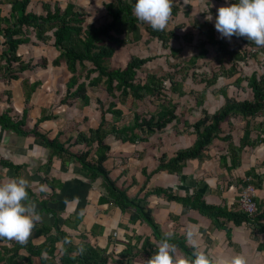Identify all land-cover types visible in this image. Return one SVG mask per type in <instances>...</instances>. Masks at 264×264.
I'll return each instance as SVG.
<instances>
[{
  "label": "crops",
  "instance_id": "crops-1",
  "mask_svg": "<svg viewBox=\"0 0 264 264\" xmlns=\"http://www.w3.org/2000/svg\"><path fill=\"white\" fill-rule=\"evenodd\" d=\"M184 2L186 9L192 11L200 5L206 6L204 7L206 10L203 11L205 18H201L204 22H195L201 32L206 22L215 30L217 9L230 6L236 0H191V2L184 0ZM112 3L113 0H82L80 6L77 0L76 2L31 0L28 13L43 15V4H48L52 8L59 7L61 10H64L68 4L79 5L87 13L90 4L106 6ZM12 4L13 0H0L2 19L10 18ZM105 6L101 12H94L91 16L88 13L86 26H98L100 21L108 17ZM209 14L212 16L211 21L206 19ZM196 19L198 20V17ZM47 36L49 41L46 44L39 43L35 34L28 36L29 44L21 46L18 51V56L26 63L36 64L38 60L46 59V67L38 66L17 72L18 79L10 83L0 80V118L10 112L6 115V119L12 124L24 121L21 130L26 132L23 134L19 130L8 128L5 123H0V184L7 182L9 178L27 179L30 182L27 189L29 199L36 204L43 218L36 223L30 237L32 245L37 250H42L41 254L36 256L23 252L22 256L30 259L32 264H66L68 261L79 259L89 250H99L110 257L109 264H145V261L155 254L159 241L156 240L153 230L145 223H132V214L123 213V210L116 205L104 179L99 178L95 181L89 179L73 157L67 156L61 150L50 148L32 132L38 125V131L42 136L48 141L55 139L57 146L62 145V149L67 153L75 155L89 150V158L95 159L99 144L93 143L88 147L84 142L76 143L77 135L82 133L88 136L90 130H98L105 123L108 133L106 142L112 148L106 162L111 178L129 198L146 199L162 239H182L189 248L204 252L214 262L228 260L239 254L246 257L247 264H264V221L261 222L260 230L257 232H253V227L247 225L237 227L233 223L226 224V229H219L211 220L198 212L187 211L181 204L170 202L164 196L151 194L145 197L147 192L155 188L172 191L181 198L203 192L208 204L221 205L233 210L238 208L243 185L239 180L253 176L256 188L258 184L260 185L257 188L256 202L264 213L263 145L259 143L255 147H245L238 159L239 167H232L229 155L231 145L236 147L241 145L248 120L233 118L231 122L222 124V133L209 146L205 157L187 161L180 175L168 171L152 174L160 165L163 156H167L168 159L174 158L179 151L195 143L196 136L192 134V127L189 125L198 121L204 111L209 114L216 113L225 105L227 96L237 102L254 98L249 80L257 75V56L253 55L254 61L249 57L243 62V69L239 71H243L247 77L240 85L236 84V76H234L222 78L221 87L217 86L221 79L209 89L196 87L201 91L200 93H204L202 104H199L201 98L182 100L180 97L182 90L181 93L175 94L176 100H180L176 112L177 119L165 130L151 135L147 141L130 143L123 142L112 134L113 127L130 126L141 112H153L152 114L158 112L160 103L154 99H151L152 102L150 100L146 102L145 99L142 105L132 109L130 108L132 99H127L125 104L119 103L118 98L111 96L106 85H102L99 89L87 90V95L90 97L87 106L80 99L62 103L71 74L66 68L64 58H60V54L54 48L52 33H48ZM141 36L144 40L147 39L145 44L151 49L156 50L157 46H162L150 37L147 38L148 32L145 36L141 32ZM185 38L189 40V37L185 36ZM132 39L131 37L130 40ZM216 40L226 43L230 54L248 50L250 52L254 50V53L257 49V46L249 49L242 39L223 40L216 37ZM194 42L197 46L196 40ZM4 43V38L0 37V56L5 50ZM183 49L186 50L185 47ZM186 51L194 52L191 49ZM124 54L125 52L120 54V61L117 62L122 68L131 60V56ZM195 56L198 54L192 55ZM228 56L230 55H217V50L214 48L211 58L219 63V58L227 61ZM58 58L60 65L52 66V61ZM4 65L5 61H1L0 66ZM224 68L230 70L231 67L224 64ZM13 70L19 71L18 66L15 65ZM78 70L84 77L86 72ZM195 72L200 80L203 76H209L197 70ZM0 73H4V69L0 70ZM233 79L234 82L231 81ZM186 82L182 83L190 85L197 81L191 78L190 83ZM27 98H29L28 104ZM116 102L119 103L118 109L123 112L117 124L113 113L108 112L105 117L103 115V112H107L112 104H117ZM146 106L148 110H145ZM125 107L128 108V112ZM45 115H52L54 119L38 124L39 119ZM249 121L251 137L264 138V134H260L259 126V122L264 121V117L259 116ZM139 133L137 131L138 135ZM227 136L231 138L227 140ZM225 156L226 162L223 161ZM144 170L151 175L149 179L143 173ZM257 176H260V179ZM42 186H44L43 190H41ZM144 186L146 188L143 190ZM189 231L192 233L191 238L188 236ZM227 231L230 232V238ZM49 239H53V246L48 243ZM3 246L10 248L9 243ZM42 253H46V256H42ZM181 254L182 251L177 248V255Z\"/></svg>",
  "mask_w": 264,
  "mask_h": 264
},
{
  "label": "trees",
  "instance_id": "trees-1",
  "mask_svg": "<svg viewBox=\"0 0 264 264\" xmlns=\"http://www.w3.org/2000/svg\"><path fill=\"white\" fill-rule=\"evenodd\" d=\"M186 2H191V0H186ZM30 4L31 0H13L10 18L2 19L0 15V37H3L5 40V50L0 56V62L5 61V65L3 67L0 66L1 71L4 69V73H0V80L10 83L12 80L18 79L17 72L34 69L38 66L46 67V59H42L36 64L32 62L26 63L20 59L18 51L21 46L29 44L28 36L35 34L39 43L46 44L49 41L47 34L52 33L54 48L60 54V58H64L66 68L71 74L66 84V96L62 103H67L68 100L80 99L87 106L90 100L87 90L99 89L102 85H106L111 96L116 99L118 98L121 104H125L129 97H132L135 102L136 100L142 102L146 98L157 100L160 103L158 112L149 114V116L137 115L134 123L130 126L120 128L118 125H115L113 127L112 134L116 135L123 142L130 143L147 141L151 135L165 130L177 119L176 112L179 103L174 102L171 95L182 92V83L176 82L172 75L162 78L153 73H147L145 80H140L138 78L139 72L144 70L145 66L151 63L153 59H140L137 56H132L130 62L124 68L112 65L111 63L115 59L117 51L127 47L131 43L130 37L133 38V43L142 41L141 22L132 14L135 0H114L112 4L106 5L105 7L111 21L100 27L86 26L88 15L76 5L68 4L64 10H61L59 7L52 8L48 4H43V15L36 16L28 13ZM177 14L178 9L173 7L172 17L175 18ZM167 27L163 31H154L149 27L147 32L152 40H156L162 44L164 49L169 50L171 42L179 40V37L174 31H169ZM202 27L203 31L201 33L206 35V39L199 44L203 48L206 45L212 46L217 50V55H230L228 56L229 61L233 63L230 70H221L222 73L220 74H212L211 79L209 76L201 77L208 87L216 85L218 80L222 78L234 77L239 63L245 62L249 57L255 59L249 50L243 52L235 51L233 54H230L228 45L216 40L215 30L208 22L204 23ZM179 28L180 26L176 29ZM232 38L242 39L249 49L256 47L253 42H248L247 38L235 36ZM182 40L188 41L185 37ZM181 54L182 49L177 51L172 50L173 57ZM208 54L207 51H203L202 54H198V56H195L191 60L192 65L183 64V66H179V68L185 69L186 73V77L182 78V82H186L188 72L191 69L194 71L191 77L196 78L197 74L194 66L198 59L204 60ZM60 58L54 59L51 63L52 66H59ZM225 60L218 59L221 67L226 63ZM86 64L93 65V68L87 70ZM15 65L18 66L19 71L13 70ZM78 69L87 71L84 77L81 76ZM165 80H169L171 83L172 89L170 95H166V90H164ZM249 82L254 93L252 100L237 102V100L227 96L225 105L216 113L209 114L207 111H204L200 119L191 126L192 134L196 136L195 143L189 148L179 151L174 158L168 159L167 156H163L160 160V165L152 174L168 171L180 175L187 161L205 157L209 146L222 133V124L231 122L233 118L248 120V124L241 145L239 147L231 145L229 148L232 167H239L238 159L245 147H255L261 143L264 149L263 137H258L257 139L251 137L252 131H250L249 121L259 116L264 117V73L257 74ZM241 83L242 80L236 81L237 85ZM199 96L198 98H201L199 104H202V98L205 97L203 94H199ZM28 103L29 98H27ZM108 112L113 113L116 117V124L119 117L123 115V112L118 109L117 104H112L107 112H103L104 117ZM9 113L0 118V123H5L8 128L19 130L21 133L26 134L25 131L21 130L24 121L15 124L10 123L6 119V115H9ZM51 119H54L52 115H45L39 119L38 124ZM105 125V123L102 124L98 130H90L88 136L82 133L77 135L76 143L84 142L88 147H91L93 143L99 144L95 159L89 158V150L75 155L67 153L62 149V145L57 146L55 139L48 141L46 137L42 136L38 131V125L37 129L32 132L35 137L40 138L50 148L61 150L67 156L73 157L89 179L93 181L99 178L104 179L105 185L109 189L116 205L123 210V213L132 214V223L142 222L147 224L153 230L156 240L160 241L162 238L159 234V227L155 224L152 211L148 208L146 199L129 198L127 193L121 190L111 178L110 171L106 167V162L110 157L112 148L106 142L108 133H106ZM259 126L260 134L263 135L264 121L259 122ZM138 130L140 131V135L137 134ZM230 138V136L226 137L227 140ZM226 160V156L223 157V161L226 162ZM143 173L147 176V179L150 178L151 175H148L146 170ZM250 177L254 179L253 176ZM257 178L260 179V176H257ZM239 182L244 184L245 179L239 180ZM259 187L260 185L258 184L257 188ZM145 188L146 186L143 187V190ZM151 194L159 197L164 196L170 202L181 204L187 211L198 212L201 216L211 220L219 229H226V224L233 223L237 227H241L242 225L253 227V232H257L260 230L259 226L261 222L264 221V213L260 208L256 215L250 218L239 210V206L237 209L228 210L221 205L214 206L208 204L204 199L203 192H197L189 197L181 198L173 194L172 191L155 188L147 192L145 197ZM227 233L230 238V232L227 231ZM169 242L175 244L184 255L191 256L195 251L194 248H189L182 239L169 240ZM4 243H9L10 248L3 246L2 244ZM48 243L53 246V239H49ZM23 252L39 256L42 250H37L32 245V238L24 246L19 245L15 241L0 240V264H32L30 259L22 256ZM104 253L99 250H89L87 254H83L79 259L68 261L66 264H109L110 257Z\"/></svg>",
  "mask_w": 264,
  "mask_h": 264
},
{
  "label": "clouds",
  "instance_id": "clouds-1",
  "mask_svg": "<svg viewBox=\"0 0 264 264\" xmlns=\"http://www.w3.org/2000/svg\"><path fill=\"white\" fill-rule=\"evenodd\" d=\"M173 4L174 0H135L132 14L154 31H163L171 20ZM206 19L211 21L212 16L209 14ZM214 27L221 38L244 37L264 48V0H238L230 6L219 7ZM29 183L25 178L16 177L0 184V240L15 241L24 246L36 223L43 219L36 204L29 199ZM191 235L189 231V238ZM145 264H247V259L237 254L228 260L214 262L202 251H194L191 256H178L177 246L163 238Z\"/></svg>",
  "mask_w": 264,
  "mask_h": 264
},
{
  "label": "rangeland",
  "instance_id": "rangeland-1",
  "mask_svg": "<svg viewBox=\"0 0 264 264\" xmlns=\"http://www.w3.org/2000/svg\"><path fill=\"white\" fill-rule=\"evenodd\" d=\"M74 2H76V0H74ZM113 2H114V0H113ZM77 4H79L81 6L82 0H77ZM79 5H77V6L80 8ZM104 6H94V4H90L89 11L87 13L84 10L83 11L89 17L88 13H90V16H91V14H93L94 12H101L104 9ZM173 6H176V8L178 9V14L175 18L172 17L171 22L168 24L167 29L169 31H174L176 33V35L179 37V40H174V41H177V43L173 44L174 41H172L170 44L171 46H170L169 50L162 48L161 45L157 46V49L155 50V49L149 48L145 44L147 39L144 40L143 37H142L141 42H138L135 44L132 43V40H130L131 43L127 47L117 51L115 59H113L111 61L112 65H117V62L120 61L119 59L121 58L120 54L124 53V52H125L124 55L131 56V57L137 55V57L140 56L141 59H153V61L151 63H149L147 66H145L144 70L139 72L138 78L140 80L144 81L147 73H153V74H157L158 76H161L162 78L163 77H169L172 75L175 78L176 82L182 83L181 80H182V78L186 77V73H185V69H181V68H179V66H183V64L192 65L191 60L195 58V57H192V55L202 54L203 51H207L209 54L207 55L206 59L200 60L197 58L198 61L196 62L195 66H194L195 69L197 71H199L200 73L202 72V73L209 74L210 79L212 78V74L222 73L221 70L225 69L224 66H223V68H220V66H219L220 64L213 61L211 58V55H213L214 48L210 45H206L205 48H203V46H201L199 44L200 42L205 41L206 35L201 33L200 30L197 29L195 22H198V23L204 22L201 18H205L204 17L205 14H203V11L206 10L204 8L206 6L200 5L198 7H195L196 9L194 11H192L190 9L188 10V9H186V4H185L184 0H174ZM197 17H198V20L196 19ZM110 21H111V18L108 15V17H106V19L104 21H100L97 25H98V27H100V26H102V25H104ZM209 25L212 26L211 24H209ZM178 26H180V28L176 29ZM149 27H150V25H148L147 23L141 22L140 28H141V32L144 34V36L147 35V29ZM185 36L189 37L188 41L181 40ZM146 37L149 38L150 36H146ZM216 37L219 39L225 40L224 38L220 37V34L217 31H215V38ZM130 39H131V37H130ZM194 40H196L198 47L194 45L195 44ZM153 41L155 42L156 40H153ZM188 45H190V46H188ZM183 47H185L186 50L191 49L194 52H188V51L184 50ZM256 48H257L255 50L256 52H254L255 54L253 53L254 50H252L251 54L257 56V61L259 63V64L257 63V74H262L264 72V48H260V47H256ZM173 49L175 51H177L179 49H183V53L181 55H178L177 57H173V55H172ZM119 55H120V57H119ZM250 58L252 61H254L253 57H250ZM38 62H39V60H38ZM262 63H263V65H262ZM225 64L227 65V67L228 66L231 67V63H229V60H227ZM243 64L244 63H240L238 65L239 69L235 73L236 81L242 80V83L244 82L245 77H247L243 71H239L240 69H243ZM248 64H249V61H248ZM86 67H87V70H89V69L93 68V65L86 64ZM82 72L87 73V71H82ZM192 73H194V71H192V69H191L188 72V77H187L186 83H190V79L192 78L191 77ZM195 81H197L195 84H190V85L182 83L183 93L180 94V97L182 100H184L185 98L196 99V98L200 97L199 94H204L203 92L200 93L201 91L198 90L196 87H203L206 89L211 88V87H208L206 85V83H204L202 80H200L199 77H196ZM222 81H223V79H221L219 84H217L218 87H221ZM231 81L234 82V79ZM164 88H165L164 90H166V95H170L172 88H171V83L169 80L164 81ZM195 88H196V91H195ZM171 97H173L174 102L179 103V106H180V100H176L175 94L171 95ZM208 97H212V95H208ZM128 99L133 100L132 106L130 107L132 109L136 108L139 105H142L144 103L143 100H142V102H139V100H136V102H135V100L132 97H129ZM149 100H150V102H152L151 98H146V102H149ZM204 103H205V99H204L203 105H204ZM117 104L119 106V103H117ZM126 110H127L126 112H128V108H126ZM145 110H148V106H146ZM152 113L151 112H149V113L148 112H141L138 115L149 116V114H152ZM126 117H127V114H126ZM191 125L192 124H190L189 127H191ZM248 184H253L255 186L254 179L250 176L245 178V183L242 185V187H244ZM242 187H241V189H242ZM240 194H241V190H240ZM239 199H240V195H239ZM3 245H6V243H4Z\"/></svg>",
  "mask_w": 264,
  "mask_h": 264
},
{
  "label": "built area",
  "instance_id": "built-area-1",
  "mask_svg": "<svg viewBox=\"0 0 264 264\" xmlns=\"http://www.w3.org/2000/svg\"><path fill=\"white\" fill-rule=\"evenodd\" d=\"M256 197L257 189L253 184L242 187L238 203L239 210L250 218L254 217L259 211Z\"/></svg>",
  "mask_w": 264,
  "mask_h": 264
}]
</instances>
